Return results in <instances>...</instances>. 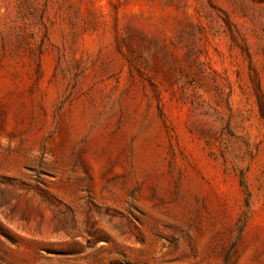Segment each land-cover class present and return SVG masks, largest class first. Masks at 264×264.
<instances>
[{
  "label": "rangeland",
  "instance_id": "374dc122",
  "mask_svg": "<svg viewBox=\"0 0 264 264\" xmlns=\"http://www.w3.org/2000/svg\"><path fill=\"white\" fill-rule=\"evenodd\" d=\"M0 264H264V0H0Z\"/></svg>",
  "mask_w": 264,
  "mask_h": 264
}]
</instances>
